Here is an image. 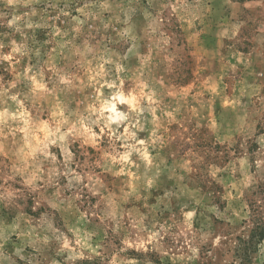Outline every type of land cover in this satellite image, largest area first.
<instances>
[{
	"label": "rangeland",
	"instance_id": "1",
	"mask_svg": "<svg viewBox=\"0 0 264 264\" xmlns=\"http://www.w3.org/2000/svg\"><path fill=\"white\" fill-rule=\"evenodd\" d=\"M262 229L264 0H0V264H264Z\"/></svg>",
	"mask_w": 264,
	"mask_h": 264
},
{
	"label": "trees",
	"instance_id": "2",
	"mask_svg": "<svg viewBox=\"0 0 264 264\" xmlns=\"http://www.w3.org/2000/svg\"><path fill=\"white\" fill-rule=\"evenodd\" d=\"M258 228H260V226L259 227H257L255 230H257ZM258 238V239H261V238H264V230L262 229L261 231H257V233L255 234V235H253V238ZM248 242V241H247ZM250 243L252 242V239H251V241H249Z\"/></svg>",
	"mask_w": 264,
	"mask_h": 264
}]
</instances>
